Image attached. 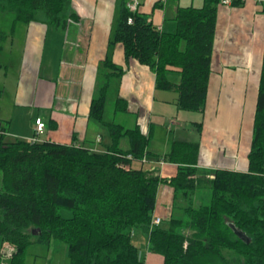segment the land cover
I'll list each match as a JSON object with an SVG mask.
<instances>
[{
    "label": "trees",
    "instance_id": "1",
    "mask_svg": "<svg viewBox=\"0 0 264 264\" xmlns=\"http://www.w3.org/2000/svg\"><path fill=\"white\" fill-rule=\"evenodd\" d=\"M70 3L0 0V9L12 13L15 23L38 22L65 31L76 19ZM218 6V0H202L200 7H178L175 31L167 33L144 14L130 13L122 0L109 44L120 43L125 59L148 66L156 89L175 91L178 110L202 112ZM104 66L90 104V117L107 127L111 138L104 152L51 141H6L2 125L0 238L14 247L9 264H24L31 244L51 241L65 243L70 264H144L133 243L137 231L162 264H264V48L247 170L199 169L198 143L174 141L157 158L177 165L167 181L131 168L148 154V139L138 126L128 129L103 120L110 79L122 74L109 59ZM172 72L179 74L178 83L169 81ZM114 104L115 112L126 111L124 100L116 98ZM195 127L199 131L201 124ZM123 138L127 149L120 147ZM161 183L173 189L171 212L167 221L151 227ZM201 190H209L210 200L196 205ZM61 209L72 211V217L63 218Z\"/></svg>",
    "mask_w": 264,
    "mask_h": 264
},
{
    "label": "crops",
    "instance_id": "2",
    "mask_svg": "<svg viewBox=\"0 0 264 264\" xmlns=\"http://www.w3.org/2000/svg\"><path fill=\"white\" fill-rule=\"evenodd\" d=\"M179 1L142 0L137 11L161 32L173 33ZM121 3L122 0H71L70 11L76 19L68 23L65 31L38 22L22 23L24 40L14 99L10 114H0V122L4 128L6 125L5 138L31 141L36 137L35 120L39 118L45 126L35 138L37 141L104 152L111 138L105 126L90 117V104L102 84L104 62L109 59L122 70V74L110 79L109 87L114 85L115 97L125 101V113L134 115L130 127L138 126L140 134L148 139L146 162H132L131 168L169 180L175 176L177 165L164 161L159 166L157 158L169 151L172 142L183 141L198 143L199 169L245 172L264 48V6L247 0L217 7L204 108L184 121L194 127L195 123L201 124L192 138L191 132L182 136L181 112L175 103L172 106L173 97L168 96L173 90L156 89L155 74L148 66L125 59L120 43L109 44ZM250 100L255 104L249 105ZM155 109L160 120L175 127L170 133L178 139L170 141L166 136L158 145V135L149 123ZM120 147L127 149L126 138L120 141ZM172 198L173 189L167 183L159 184L153 217H160L162 223L168 220Z\"/></svg>",
    "mask_w": 264,
    "mask_h": 264
},
{
    "label": "rangeland",
    "instance_id": "3",
    "mask_svg": "<svg viewBox=\"0 0 264 264\" xmlns=\"http://www.w3.org/2000/svg\"><path fill=\"white\" fill-rule=\"evenodd\" d=\"M202 0H180L179 6H193L199 7L201 6ZM14 28V29H13ZM24 30L25 27L22 23L14 22V15L8 11H3L0 9V46L2 47V52H0V114L9 115L11 111V102L14 99L13 89L16 85L17 78L19 75V62H21V50L23 46L24 40ZM13 40V44L11 45V41ZM172 77H169L171 81H179V75L176 73H171ZM6 76V78H5ZM178 78V79H177ZM5 90V91H4ZM115 86L109 88V91L106 96V105L104 110L103 120L106 122H115L118 124H123L125 128L130 127L133 122L134 115L125 112H117L115 113ZM3 92V94H2ZM169 97H173L171 100L172 106L176 103L177 93L170 92L168 93ZM175 99V100H174ZM249 105L255 104L254 101H249ZM157 105V104H156ZM174 109V107H173ZM175 110H173L174 112ZM180 111V110H179ZM181 116H179V123L184 131H182L183 135L186 136L189 132H191L192 138L197 136L196 128L190 123L184 122L186 119L191 116L194 117L193 112L189 111H180ZM247 111L245 112V122H247ZM157 109L154 110L152 117H150L149 123L154 129L156 136L158 135V145L161 146V139L164 137H168L171 140L178 139L175 138L170 130H175V127H172V124L169 123L165 119H161L158 116ZM184 119V120H183ZM197 120V118H196ZM6 128V125H5ZM106 134L108 135V129L105 127L104 129ZM250 130V134H251ZM44 138L45 135L41 136ZM251 137V136H250ZM5 139L7 141L12 140L9 136ZM0 185H1V173H0ZM210 200V192L209 190H201L198 192L195 198L196 205H205ZM60 214L63 218L72 217L73 213L67 209H61ZM170 214L168 215L169 219ZM143 233L137 231L133 238V243L137 246L139 251V257L144 262V264H162V258L160 255L151 252L147 245V239ZM143 238V239H142ZM145 238V239H144ZM2 240L0 238V251L2 250ZM7 263V261H5ZM24 264H70L67 256V246L65 243L60 241H52L48 246L41 244H31L25 253L24 256Z\"/></svg>",
    "mask_w": 264,
    "mask_h": 264
},
{
    "label": "built area",
    "instance_id": "4",
    "mask_svg": "<svg viewBox=\"0 0 264 264\" xmlns=\"http://www.w3.org/2000/svg\"><path fill=\"white\" fill-rule=\"evenodd\" d=\"M142 0H127L126 2V7L128 9V11L130 13H136L139 5L141 3ZM167 0H160L161 3H165ZM239 1V2H245L247 0H218V5L219 6H230L232 5L234 2ZM253 2H255L258 5L264 6V0H252ZM128 22L131 23L132 19L131 17L128 18ZM44 123L37 118L35 120V136L37 137V135H39L43 129H44ZM4 131L2 129V123L0 122V134H3ZM36 137H34L31 141H37V139H35ZM139 162L141 163H145L146 162V156H144ZM156 163L159 166H162L164 161L162 160H158L156 161ZM154 168H151L150 171H154ZM209 178H213V176H208ZM161 222V218L160 217H152L150 226H158L160 225ZM14 253V247L12 245H10L9 243H4L2 246V250L0 251V264H8L6 262H4L5 260H10L12 255Z\"/></svg>",
    "mask_w": 264,
    "mask_h": 264
},
{
    "label": "water",
    "instance_id": "5",
    "mask_svg": "<svg viewBox=\"0 0 264 264\" xmlns=\"http://www.w3.org/2000/svg\"><path fill=\"white\" fill-rule=\"evenodd\" d=\"M231 228H232V230L235 232V234H237L241 239H243L244 240V237H243V235L233 226V225H231ZM39 233V230L37 229V230H33L32 231V234L33 235H37ZM248 242V241H247Z\"/></svg>",
    "mask_w": 264,
    "mask_h": 264
}]
</instances>
